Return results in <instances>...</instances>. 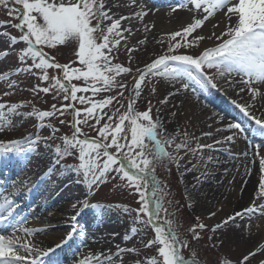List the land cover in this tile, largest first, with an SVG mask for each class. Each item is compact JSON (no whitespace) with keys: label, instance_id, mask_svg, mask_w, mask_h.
<instances>
[{"label":"snow or ice","instance_id":"1","mask_svg":"<svg viewBox=\"0 0 264 264\" xmlns=\"http://www.w3.org/2000/svg\"><path fill=\"white\" fill-rule=\"evenodd\" d=\"M124 8H130V13L124 14ZM177 8H187L194 13L190 22L170 35L163 52L154 55L142 67H133V53L146 44L145 39L139 40L135 46L128 44L133 28L125 24L143 21L148 15V10L138 0H126V3L125 0H0V9L9 18L0 27L15 28L20 33L18 37L4 33L9 48L25 45L18 50L17 59L23 67L17 68L16 74L34 75L44 84L35 85L31 89L33 94L51 93L54 100L66 102L59 107L53 103L50 110L33 108L32 112L27 113L28 116H35L41 127L50 128L51 135L0 140V157L11 155L22 163L28 154L36 151L41 140L45 147H51L47 142L59 138L62 146L54 147L55 158L40 180L49 179L57 173H74L76 183L87 188V196L72 204L75 214L70 218L69 230L54 246L42 248L25 237L46 229L26 227V219L20 215L19 203L20 197L35 191L39 185L13 183V191L8 192L0 203V225L5 226L4 231L11 229V234L0 231V264H61L55 258L56 252L70 247L77 238L83 239L85 229L79 224V217L88 208L104 207L91 204L89 197L95 188L109 179H118L138 196L137 208H123L126 213H134L132 223L151 226L154 231L150 238L142 237L140 243L143 249H154L156 255L143 258L135 246H117L115 255L121 257L120 264H123L125 254L134 255L132 264H201L195 254L191 259L184 255L183 250L190 248L191 242L188 236L174 230L175 213L165 206L171 205L172 200L167 198L170 193L159 181L157 169L162 166L170 170L175 164L179 170L183 160L181 152L194 155L197 149L211 150L214 145L230 144L239 135L247 139L248 129L238 121L228 120L225 114L213 113L209 119L215 125H222L215 131L232 134L224 137L223 141L198 144L197 149H192L187 143V133L181 139L167 132L160 109L153 115L151 101L143 110L139 109L138 102L143 98L144 88L153 81L159 83L166 80L170 86L167 95L159 101L162 105L168 104L171 97L189 92L203 94L215 89L226 93L227 89H232L243 102L232 100L231 103L254 122V133L264 137V115L256 116L252 112L257 100L264 101V0H186V3L174 6L172 11ZM217 14L220 19L212 25L213 31L208 35L202 34L205 22ZM13 20L18 22L11 23ZM145 30H148L147 25ZM204 41H209L210 45L201 47ZM67 45L72 46L75 58L68 63H60L50 53L58 46ZM121 48L127 53L128 66L114 62ZM5 55H8L7 50ZM49 70L58 74L51 75ZM126 77H131V84ZM0 82H7L8 89L17 86L16 81L10 80L9 73L0 75ZM151 91L155 93L156 88L153 87ZM10 94V91L3 92L4 97ZM244 95L248 100L243 99ZM196 98L199 100L200 95ZM77 104L83 107H77ZM23 107V102H0V131L13 127L12 119L15 116L25 115L20 111ZM65 113H70L72 117L71 135L58 137L60 128L54 123H45V120L64 116ZM171 115L174 117L176 113L172 112ZM65 123V120H59L60 125ZM82 126H87L95 135L89 136ZM203 135L211 137L213 133L209 131ZM173 145L175 154L166 149V146ZM250 148V163L255 164L258 159L261 173L255 189L258 195L249 206L214 224L211 227L213 234L230 222H235L238 217L250 219L257 213L264 216V153L261 151L264 145L250 142ZM244 155L248 156L249 153L245 152ZM66 157H73L78 163H62ZM208 161H212L211 156ZM195 168V164L191 167L186 164L184 170L188 173ZM194 179L197 184L201 182L199 176ZM40 195L43 196V193ZM162 213L167 217L163 225L160 223ZM208 215L214 217L217 213L209 212ZM196 220L197 223L188 229L191 240L200 239L198 229L208 228V225L199 222V217ZM142 231V228L131 227L123 239H133ZM18 232L22 235H17ZM219 243L223 245L222 240ZM104 259L112 264L110 257ZM92 261L102 264L101 259L94 255L77 260L74 264H91ZM253 261L264 264V243L243 253L235 264H252ZM223 264L231 262L225 260Z\"/></svg>","mask_w":264,"mask_h":264},{"label":"rangeland","instance_id":"2","mask_svg":"<svg viewBox=\"0 0 264 264\" xmlns=\"http://www.w3.org/2000/svg\"><path fill=\"white\" fill-rule=\"evenodd\" d=\"M9 18L6 15V12L3 9H0V25L4 24V22L8 21ZM18 21H11V23H17ZM3 29L6 30V33H8L11 36H19L20 33L17 29L11 28V27H3ZM202 34L203 30H202ZM179 39V37L177 38ZM170 40V37H164V38H153L152 41L146 42L145 45H143L142 48H139L138 51L133 53V67L140 66L142 67L145 63L149 62L154 55L163 52L166 49V46ZM0 43V75H3L5 73H11L10 74V80L16 81V87L14 89H8L7 82H0V97H2V100L0 102H10V103H19L23 102L25 104V107L20 109L22 113L25 115L22 116H15L12 119L13 127H7L3 131H0V140L3 141H9V140H24L27 137H36L37 135L40 137H47L51 135V129L48 127H41L40 121L35 116H28L27 113L32 112L33 108L37 110H50L51 105L53 103L57 104V107L60 106L61 103H66L62 100H54L53 94H33L31 89L37 85L41 84V86H44V84L37 79L36 76L28 74V73H21L19 75L16 74V69L23 67V65L20 64V62L17 59L18 50L22 47H25L23 44H19L16 46L15 49L9 48L7 37L4 36V38L1 40ZM205 42L201 44V47H203ZM129 45L135 46L136 44L128 41ZM5 50L8 51V55H5ZM45 51H48L45 49ZM181 51H185L184 49H181ZM188 51H195V49H189ZM51 55H55L57 60L60 63H68L70 60H73L74 54H73V48L68 49L67 51H63V49H60V46H58L57 50L50 53ZM114 62L123 63L124 66H128V57L127 53L123 48H121L120 53L118 54L117 59ZM30 63V61H29ZM78 66V65H77ZM51 75L58 74V72L54 70H49ZM126 79L131 84V77H126ZM76 83H82V82H76ZM155 87L156 92L153 93L151 89ZM170 90V86L168 85L166 80H162L159 83L153 81L151 84H149L147 87L144 88L143 91V98L141 101L138 102V107L140 110H143L146 106L148 101H151V104L153 106V115L155 116L156 110L160 109V115L164 119L166 123V128L168 133H172L177 135L179 138L183 139L184 134L187 133V143L190 148L197 149L198 144H208L210 142L209 139L206 137H203V133L208 132L209 129L205 128L204 124H206V120L211 121L213 124V121L209 119L207 115V111L205 110V113L203 114L202 111L199 109V106H202L205 108H215L212 105L206 106L207 100L200 94V99L197 100L196 96H183L179 97H171L169 99L168 104H160L159 101L164 98V96L167 95L168 91ZM4 91H10V95L7 97L3 96ZM209 97L211 96L216 101H222L223 99L231 104L233 107H235L231 103V98L225 94V92L217 91L215 89L208 91L205 93ZM99 99V97H96ZM77 107H83L79 104H77ZM195 109L196 115L195 116H189L186 117L188 110ZM172 112H175L176 115L173 117L171 115ZM191 114V112H190ZM248 118V117H247ZM63 119L66 121L64 125L59 124V120ZM72 120L70 113H65L64 116H58V117H51L46 118L45 123L51 122L54 123L57 127L60 128V132L57 134V136H62L64 134L71 135V127L70 122ZM249 124L253 125V121L248 118ZM244 126L245 124L240 121ZM215 125V124H213ZM209 126V123H208ZM83 131L87 133L89 136H94L95 133L89 129L87 126H82ZM7 129V130H6ZM207 140V141H206ZM179 142V140H177ZM51 147H45L44 141L41 140L36 151L31 154V157L27 161H23L26 166H24L21 170L23 171V179H27V184L31 185L35 184V177L39 175L40 173H44L47 168L50 166L52 160L55 158L53 156V149L56 145L62 146V141L57 138L55 140H50L47 142ZM27 147V145L25 146ZM167 151L174 153V145L173 146H166ZM181 156H183V160L181 161V167L179 170L176 168L175 164L171 166L170 170H165L162 166L158 167L157 169V177L159 181L163 183L164 186L167 187L168 192L170 193V196L167 197L168 199L172 200L171 205H165L166 207H170L172 211L175 213L173 219L176 221V226L174 227V230L183 233L184 235L188 236L191 247L186 248L183 250L185 257L188 259H191L192 255L195 254L196 258L201 261L202 264H223L225 260H228L231 262V264H235V262L241 257L243 253H246L248 250L255 248L258 244L264 243L261 242V239H236V237L232 235H228L226 232L229 229L230 225L225 226L221 230H218L215 234L212 233L211 227L219 223L217 222L218 219H221L226 213L225 210L227 209L224 207V213L222 211V215H220V209L216 210L217 215L214 217H209V212L211 211L210 208L208 209L207 206L203 204V201L201 198H199V192L201 185L203 183L204 179V168L206 166L205 160H206V152L205 149L202 151L198 150L193 155L192 153H188L185 155L183 152L180 153ZM203 157V159L201 158ZM191 161V164H188V162ZM64 164L72 165L78 163L73 157H66L64 161H62ZM258 163V172L259 177L261 175L259 171V162ZM187 164L188 167H191L192 164L196 165L195 170L192 172L185 173V165ZM26 167V168H25ZM29 168V170L27 169ZM59 167V166H57ZM37 171V173L31 177V172ZM9 169L4 168V177L5 179L0 177V182L2 183V186L0 185V203L3 202L4 196L8 192H12L13 183H16L19 185L20 183L17 182V180L13 177H10ZM15 172V171H14ZM69 176L71 178H69ZM199 176L201 182L196 183L194 177ZM76 176L74 173H70L68 175H61L59 173L55 174L53 177L46 179L41 184V191L42 188H49V189H59V187H63L62 190H60L56 195L63 193V198H61V202L65 201L72 205L74 202H77L79 200H83L87 196V188L83 184L76 183ZM30 184H29V183ZM193 184L196 186L193 187ZM39 189V190H40ZM44 189V190H45ZM38 190V189H37ZM66 193V195H65ZM27 195V194H25ZM24 195V196H25ZM20 197L19 203L21 205L20 207V215L26 219V227L33 228V229H55L62 231L61 236H63L67 230L71 227L70 224V218L72 215H74V210L71 209V207H66L65 209H58L55 211H51L50 215L51 219H42L40 217L35 216V206H31L29 208L26 204L28 202L27 197ZM36 196V195H35ZM150 196V193H149ZM29 197V196H28ZM138 196L135 193L130 192L129 189H127L123 182L117 180L109 179L107 182L100 184L99 187L95 188L92 195L89 197V202L91 204H98L103 205V208H96L98 213H92V217L90 219H95L98 216H104L107 219V223L109 226H107L105 229L107 230V234L109 235L108 241H96L92 242L90 246L86 247L85 245L83 247H79L72 255L73 257L71 259L72 262H75L76 257H80L83 250H90L93 253L96 251V255L100 259H104L105 257L112 258V264H120L121 257H118L115 255L117 252V246L122 248H128L135 246L138 248L141 252V256L143 258H148L150 256L156 255L155 250H146L143 249L142 244L140 243L142 237L147 236L151 237L154 235V231L152 230L151 226L144 227L143 225H134L132 223V216L134 213L129 214L123 211V208L129 207L131 209L137 208L139 205L137 204ZM31 202L30 204H32ZM28 204V206L30 205ZM190 205V206H189ZM222 207V206H220ZM50 209L47 208L45 211H48ZM91 210L93 208H88L84 210V212L79 217V220L81 217L89 216L91 214L88 213V210ZM26 213V215H25ZM28 213V216H27ZM33 213V215H32ZM31 214V215H30ZM61 214V217L59 218L58 215ZM56 215V216H55ZM31 216V217H30ZM228 217L227 215H225ZM196 217L200 218L199 222H202L206 225H208V228L200 230L198 229V234L200 236L199 240H191V233L188 231L190 225L196 224L197 220ZM165 214H161L160 223L163 225V221L166 219ZM246 218V217H245ZM225 219V218H223ZM248 219V218H247ZM113 222V223H110ZM246 222V221H245ZM114 225V228H112L110 225ZM30 225V226H29ZM139 227L142 228L143 231L140 235L134 237L133 239H130L128 241H125L123 237L126 233L129 232L131 227ZM231 227V226H230ZM47 229L46 231L41 230L36 232L31 237H25L26 239H31L34 243H36L38 246L44 248L42 245L45 243L47 244V247H51L53 242L50 241L49 235H47ZM85 231H88V227L84 226ZM102 230V228H100ZM99 230V231H100ZM105 230V231H106ZM254 230V229H253ZM98 231V230H97ZM4 234H11V229L4 232ZM17 235H22V233H17ZM60 236V237H61ZM209 237H212V239H209ZM60 239V238H59ZM79 239V238H77ZM100 239V238H99ZM37 240H41V242H37ZM223 241V245H221L219 242ZM76 244V242H74ZM78 244V243H77ZM51 245V246H50ZM45 246V247H46ZM75 246V245H73ZM61 252V251H60ZM55 254V256H58L60 254ZM70 252V251H69ZM71 255V256H72ZM134 255L132 254H125L123 255V264H132V260L134 259ZM69 259V261L71 260ZM93 262V261H92ZM105 264H109L108 261H106ZM252 264H256L255 261L252 262Z\"/></svg>","mask_w":264,"mask_h":264},{"label":"bare ground","instance_id":"3","mask_svg":"<svg viewBox=\"0 0 264 264\" xmlns=\"http://www.w3.org/2000/svg\"><path fill=\"white\" fill-rule=\"evenodd\" d=\"M138 2L142 3L145 6V10H148V15L144 18L143 21L135 20L132 21L131 24L126 23L125 26L132 27L133 32L131 36L128 38V41L137 44V42L141 39H145L146 42L152 41L153 38H164V37H170V35L176 31H179L182 29V27L186 26L188 22L192 19L193 12L187 10V8H177L176 11H172V8L176 6L179 3H186V0H138ZM126 3V0H125ZM137 11L139 9H136ZM131 11L130 8H124L123 12L124 14H129ZM198 15V13H197ZM219 14H217L214 17H211L208 21L205 22V25L203 27V33L204 35H208L213 31V24H216L219 22ZM145 25L148 26V30H145ZM218 31V29H217ZM4 33H6V30L3 29V27H0V43L1 40L4 38ZM127 36L128 34L125 33ZM204 45H210L209 41H204ZM71 45L67 46H60V49H63V51H67L68 49H71ZM143 45H141L139 48H142ZM1 57V54H0ZM226 95H228L231 100H237L238 102H243L240 100V97H238L234 90L227 89ZM197 96L200 95L192 94L189 92L187 95H179V97L183 96ZM206 100L207 103L206 106L209 107V105L214 106L217 109L214 108H205L202 106H199V109L202 111V113H205V110L207 111L208 117L212 116L213 113H222L225 114L228 118V120H234V121H242L245 124V128L248 129L247 139L243 135L237 136L232 143H222L219 145H214V148L209 150L205 149L206 152V166L203 170L204 173H207V175H204L203 183L200 188V194L199 198L203 201V204L207 206V208H210V212H217L216 210L220 209V215L223 214L227 216H231L236 211H240L241 209L249 206L253 199L258 195V193L255 191L257 187V182L259 180V172H258V159L255 162V164L250 163L252 157H251V148H250V142L252 144L257 145H264V137L259 136L258 134H255L253 129L255 128V125H248L249 121L248 118L245 117L239 109L236 107H233L231 104L226 102L224 99L222 101H216L211 96L209 97L205 93L201 94ZM243 99L246 101L248 100L247 95H244ZM191 112V114H190ZM252 112L256 116L264 115V101L257 100L255 107L252 109ZM195 116L196 111L193 108L188 110V113L186 117L189 116ZM212 124L211 121L206 120V124H204L205 128L207 129L208 126ZM217 127H222V125H213L212 128H209L207 130L211 131L213 135L211 137L204 136L207 139H209L210 142L208 144H212L215 140L223 141L224 137L227 135H231V132L228 131H221L216 132L215 129ZM7 128V127H5ZM7 130V129H6ZM208 131V132H209ZM234 131V130H233ZM26 146V145H25ZM262 153H264V149L261 150ZM248 152L249 155L245 156L244 153ZM212 157V161H208V157ZM31 157V154H28L27 159L25 161L29 160ZM10 166V177H13L17 180L18 183L23 182L22 179L24 172L22 168L26 166L24 162L20 163L17 161V158L14 156L9 155L8 157H0V177H4V168L9 169ZM26 168V167H25ZM249 168L251 169V173L248 174ZM29 170V168L27 167ZM15 171V172H14ZM37 173V171L31 172V177L34 176ZM43 175V173L37 175L35 177V184L39 185L38 188H36L35 191L31 193H27L24 197H27L28 202L26 204L29 208L31 206H35V216L40 217L42 219H51L50 212L53 210L58 209H65L66 207H71L69 203L65 201H60L61 198H63V193L59 195H56L60 190H62L63 187H59V189H56V192L54 189L49 188H42L41 191V184L43 181L40 180V177ZM3 176V177H2ZM5 179V177L3 178ZM27 179H24V182L27 183ZM29 183V182H28ZM30 184V183H29ZM0 185L2 186L1 182ZM32 185V181H31ZM38 189V190H37ZM40 189V190H39ZM45 189V190H44ZM40 193H43V196L40 195ZM36 195V196H35ZM66 195V193H65ZM29 196V197H28ZM33 202L32 204H30ZM28 204H30L28 206ZM222 206V207H220ZM50 209L48 211H45L47 208ZM224 207L227 209L224 213ZM88 213L91 214L89 216H82L79 220V224L84 228L88 227V231H85V236L83 239L79 238L76 239V244H72L70 247L64 248L60 254L56 257L61 264H74L72 262L73 259V253L78 249L77 247H83L84 245L86 247L90 246L92 242L96 241H108L110 233L107 234V230L105 229L109 224L107 223V219L104 216H98L95 219H90L92 217V213L97 214L98 212L94 209H89ZM26 215V213H25ZM31 215V214H30ZM33 215V213H32ZM221 217V219H218L217 222H221L224 220L223 218H227L226 216ZM28 216V213H27ZM56 216V215H55ZM59 218L61 217V214L58 215ZM29 217V216H28ZM31 217V216H30ZM248 217H238L235 222H230L228 225L230 231L228 230L226 233L228 235H232L236 237V239H261V242H264V216H260L258 213L252 218ZM246 221V222H245ZM113 223V222H110ZM237 225H240L239 227ZM30 226V225H29ZM112 228H114V225H110ZM102 228V230H100ZM108 228V227H107ZM47 229V227L45 228ZM254 229V230H253ZM5 226L0 225V231L6 232ZM9 230V229H8ZM7 230V231H8ZM98 230V231H97ZM100 230V231H99ZM106 230V231H105ZM62 234V231L55 230V229H47V235H49V239L51 242H53L52 246H54L56 243L59 242V238ZM100 238V239H99ZM37 242H41V240H37ZM78 243V244H77ZM47 244L45 243L42 245L44 248H47ZM75 245V246H73ZM46 246V247H45ZM51 246V245H50ZM70 251V252H69ZM58 252V251H57ZM73 254V255H72ZM72 255V256H71ZM89 255H96L90 250H83L80 257H76L75 261L81 260L86 256ZM71 259L70 261H68ZM112 259V258H111ZM102 264H105V259H101ZM91 264H95V261L91 262Z\"/></svg>","mask_w":264,"mask_h":264}]
</instances>
